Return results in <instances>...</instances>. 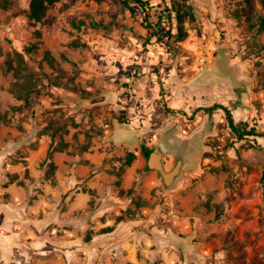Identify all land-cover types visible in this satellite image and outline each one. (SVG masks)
Returning <instances> with one entry per match:
<instances>
[{
    "label": "rangeland",
    "instance_id": "obj_1",
    "mask_svg": "<svg viewBox=\"0 0 264 264\" xmlns=\"http://www.w3.org/2000/svg\"><path fill=\"white\" fill-rule=\"evenodd\" d=\"M135 1L60 0L33 22L29 0H0V264H264V136L239 140L224 110H200L264 131L260 2L186 0V38L163 45ZM146 1L151 21L169 4ZM86 16L98 25L72 27ZM19 55L27 105L10 90ZM50 118L67 147L47 177ZM149 148L166 173L180 163L169 184L146 170Z\"/></svg>",
    "mask_w": 264,
    "mask_h": 264
},
{
    "label": "trees",
    "instance_id": "obj_2",
    "mask_svg": "<svg viewBox=\"0 0 264 264\" xmlns=\"http://www.w3.org/2000/svg\"><path fill=\"white\" fill-rule=\"evenodd\" d=\"M59 1L60 0H29L28 18L33 22H41L45 18L49 7ZM94 1L99 2L101 0ZM120 1L126 9L130 10L132 13L136 12L129 0ZM184 1L185 3H181L179 0H169L168 6H164V8L159 10V14L156 15L155 21L150 20L151 15L149 11L152 7L149 6L148 1L136 0L135 2H137L138 5L141 7L142 11L145 12V16L142 19V24L145 29L150 32V35L156 37V41L162 43L163 45H168L171 39H174L178 42L183 41L187 36L186 30L184 29V23L186 19L188 18L189 20H194L191 5H185L186 0ZM259 2L261 5V13L258 15L256 23L257 31L262 32L264 31V0H259ZM71 25L74 29L80 30L86 25H90L95 28L98 24L94 21L91 16H86L83 19L72 21ZM173 30H175V33H172ZM71 46L75 48H85L87 45L85 43H81L79 40H74L71 42ZM43 57L48 61L50 66L57 70V62L49 54V52H44ZM5 65L8 70L12 68L11 62L9 61H7ZM14 75L15 79L12 83L10 90L14 93L16 91L17 98L22 99L27 105L29 103L28 95L31 93L33 85L32 82L34 77L29 67L25 63L24 57L21 55H19V65L18 68L15 70ZM219 109L224 110L228 128L231 133L236 136L239 140H246L250 136H264V131H259L254 126H251L246 129V124L244 122L235 121L231 111L222 107L220 104L214 103L212 105L200 108L201 111L209 115L215 113ZM46 130H49V134L52 138V141L54 142V145L52 146V149L48 152L47 156L48 168L45 171V175L49 177L52 174V170L54 168V165L51 161L52 151H63L67 147V143L64 141L63 138V133L66 132V123H63L61 119L50 118L49 122L46 125ZM147 150L148 149H145L144 153ZM131 157H133V154L128 153L126 158L127 165L131 164Z\"/></svg>",
    "mask_w": 264,
    "mask_h": 264
},
{
    "label": "water",
    "instance_id": "obj_3",
    "mask_svg": "<svg viewBox=\"0 0 264 264\" xmlns=\"http://www.w3.org/2000/svg\"><path fill=\"white\" fill-rule=\"evenodd\" d=\"M97 98H99V97H97ZM97 98H94V99H97ZM104 98L105 97H103L101 99H97L96 101H94V99H91L92 101L88 100L87 104L92 105L95 103H99V102L103 101ZM89 101H91V102H89ZM160 151L161 150L157 149V148H149L144 153L145 158H146L145 168H146V170H155V171L159 172V174L165 180V183L169 184L170 181L172 180L173 176L178 173L180 163H178L176 165V168L171 173H166L162 167L161 158H160Z\"/></svg>",
    "mask_w": 264,
    "mask_h": 264
},
{
    "label": "built area",
    "instance_id": "obj_4",
    "mask_svg": "<svg viewBox=\"0 0 264 264\" xmlns=\"http://www.w3.org/2000/svg\"><path fill=\"white\" fill-rule=\"evenodd\" d=\"M224 37L227 42L234 43V37L230 35L229 32L224 34ZM220 36L216 34L211 35V37L206 41L204 45V57L203 62L211 64L214 60V54L217 50L218 41Z\"/></svg>",
    "mask_w": 264,
    "mask_h": 264
}]
</instances>
